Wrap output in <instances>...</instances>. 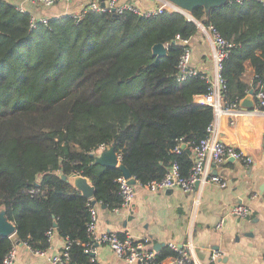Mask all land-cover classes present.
Returning <instances> with one entry per match:
<instances>
[{"label":"trees","instance_id":"obj_1","mask_svg":"<svg viewBox=\"0 0 264 264\" xmlns=\"http://www.w3.org/2000/svg\"><path fill=\"white\" fill-rule=\"evenodd\" d=\"M191 15L90 12L31 28L30 13L0 0V207L16 225L15 237L0 236V264L17 241L50 247V230L71 242L67 264H101L85 251L90 207H120L123 175L96 162L101 145L113 146L142 184L175 162L189 175L214 111L195 101L208 91L201 72L178 79L185 46L176 35L191 38L201 22L232 45L221 71L224 99L241 102L264 84V0H229L208 16L203 7ZM167 42V55H154L153 46ZM73 173L91 180L93 199L61 177ZM158 254L175 253L165 246Z\"/></svg>","mask_w":264,"mask_h":264},{"label":"crops","instance_id":"obj_2","mask_svg":"<svg viewBox=\"0 0 264 264\" xmlns=\"http://www.w3.org/2000/svg\"><path fill=\"white\" fill-rule=\"evenodd\" d=\"M9 1L36 17L51 19L78 13L90 0H59L49 6L35 5L29 0ZM128 1L143 11L155 10L163 2ZM212 47L210 36L201 29L191 37V64L210 74ZM239 109V116L229 120L238 122L237 134L244 137L249 146L254 157L252 164L233 157L212 163V173L220 174L227 185L221 187L213 181L197 184L190 195L181 188L151 192L137 184L135 197L128 206L109 209L96 204L98 232H128L136 239H148L158 252L174 242L190 248L193 258L205 264H264V150L257 127L259 115L242 104ZM191 198L199 199V203L195 200L191 203ZM236 204L248 205L250 214L247 217L232 214L231 209ZM65 243L66 238L55 231L49 253L62 250ZM94 246L96 250L92 253L101 264H129L107 244L95 243ZM215 252L219 255L212 261ZM14 264L51 263L47 255L18 244Z\"/></svg>","mask_w":264,"mask_h":264},{"label":"built area","instance_id":"obj_3","mask_svg":"<svg viewBox=\"0 0 264 264\" xmlns=\"http://www.w3.org/2000/svg\"><path fill=\"white\" fill-rule=\"evenodd\" d=\"M35 5L49 6L59 0H29ZM163 2L155 10L143 11L137 4L128 0H90L82 10L78 13L68 14L75 20H82L90 12H113L120 14L126 11L139 13L141 15H150L164 13L165 11H180L178 7L169 1ZM20 11L26 12L20 6H16ZM181 12V11H180ZM28 13V12H27ZM67 15V14H65ZM189 19H194L191 14H186ZM48 17H36L30 14V26L36 28L40 23L48 25ZM199 28L208 34L211 38L213 47L211 57L213 59V71L208 73L199 70L191 64V38H182L176 35L175 42H179L185 46V51L180 58L178 64V79L184 80L188 75L202 73V77L207 82L208 91L204 94L195 96V101L202 105L213 108L214 120L207 128V134L193 148V164L188 176H182L180 166L177 162L173 163L161 179H154L146 184H142L137 180L136 184H132L124 176L118 178L120 184V193L122 195L123 206H128L135 197V187L137 184L144 186L151 192L167 191L169 189L181 188L185 192L192 193L196 190L197 184H204L209 181L218 183L221 187L227 185V181L217 173H212V163H222L227 158L233 157L250 165L253 163L254 157L251 154L249 146L246 144L244 137L237 134V123L229 120L231 117L239 116L240 102H230L224 99L223 91L226 88L225 79L222 76L223 60L229 53L232 46L228 43L213 26H205L201 22H197ZM165 43L167 49L168 44ZM255 104L251 109L252 113L259 115L257 127L262 134V146L264 150V84L259 83L257 90H254ZM106 145H101L99 150L105 151ZM179 152L180 148L177 147ZM119 156V155H118ZM120 159V156H119ZM195 202L199 203V199L195 198ZM197 203V204H198ZM231 213L240 217H247L250 214V207L246 204H236L231 209ZM98 209L95 204L90 207V220L87 224V233L90 242L86 243L85 251L87 253L94 252L95 243L107 244L112 248L116 255L123 258L129 264H205L195 260L191 255L190 248H185L177 243L171 242L169 247L174 251V255L161 259L157 249L153 248L148 239H136L130 233L119 234L117 232L104 231L98 232ZM53 230L48 232L49 240L52 244L54 237ZM29 249L33 250L27 243H22ZM71 242L66 239L65 246L62 250L49 253L50 247L42 250H33L36 253L47 255L51 264H67L70 256ZM191 245V244H190ZM18 243L14 244L4 257L3 264H14L17 256ZM218 252L212 254V261L218 256Z\"/></svg>","mask_w":264,"mask_h":264},{"label":"water","instance_id":"obj_4","mask_svg":"<svg viewBox=\"0 0 264 264\" xmlns=\"http://www.w3.org/2000/svg\"><path fill=\"white\" fill-rule=\"evenodd\" d=\"M170 3L174 4L176 7L180 9L181 12L185 14H191L195 8L203 7L205 9L206 16L209 15L210 11L214 7L222 6L229 2V0H166ZM153 53L159 57L166 56L168 51L167 47L164 43H157L153 46ZM243 106L253 108L255 104L254 99V89L251 88L248 94L241 100L240 102ZM186 144L183 143L182 147H185ZM96 162L102 164L104 166L115 167L118 166L122 174L129 180L130 183L136 184L137 180L132 176V173L128 169V167L121 163L118 153L115 151L113 146L109 147L105 151H103L100 155H96ZM64 180L72 183L76 189H78L85 197L89 199H93L95 195V186L91 182V180L83 175L73 173L70 175L62 174L61 176ZM171 192L172 189L167 190ZM187 195H190L187 192ZM191 203L194 201V198H191ZM96 202L93 201V204ZM55 226L57 224L55 223ZM16 233V225L13 221H11L8 216L6 209L4 207H0V236H12ZM18 244H22L17 241ZM161 246V244H160ZM91 256L94 257V253H90Z\"/></svg>","mask_w":264,"mask_h":264}]
</instances>
